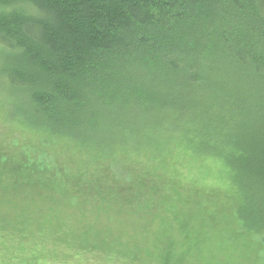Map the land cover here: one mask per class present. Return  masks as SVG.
I'll return each mask as SVG.
<instances>
[{"label": "trees", "instance_id": "obj_1", "mask_svg": "<svg viewBox=\"0 0 264 264\" xmlns=\"http://www.w3.org/2000/svg\"><path fill=\"white\" fill-rule=\"evenodd\" d=\"M0 91L11 122L101 158L173 125L264 231V0H0Z\"/></svg>", "mask_w": 264, "mask_h": 264}, {"label": "rangeland", "instance_id": "obj_2", "mask_svg": "<svg viewBox=\"0 0 264 264\" xmlns=\"http://www.w3.org/2000/svg\"><path fill=\"white\" fill-rule=\"evenodd\" d=\"M1 91L0 264H264L228 170L173 125L101 158L11 122Z\"/></svg>", "mask_w": 264, "mask_h": 264}]
</instances>
